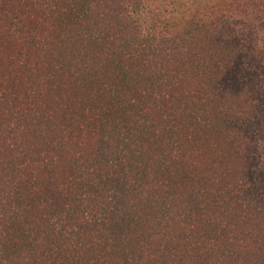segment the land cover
I'll list each match as a JSON object with an SVG mask.
<instances>
[{"label": "trees", "instance_id": "16d2710c", "mask_svg": "<svg viewBox=\"0 0 264 264\" xmlns=\"http://www.w3.org/2000/svg\"><path fill=\"white\" fill-rule=\"evenodd\" d=\"M0 264H264V0H0Z\"/></svg>", "mask_w": 264, "mask_h": 264}]
</instances>
